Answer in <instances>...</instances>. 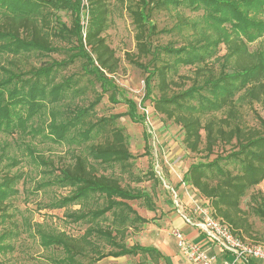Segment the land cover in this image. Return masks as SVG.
<instances>
[{
  "label": "trees",
  "instance_id": "trees-1",
  "mask_svg": "<svg viewBox=\"0 0 264 264\" xmlns=\"http://www.w3.org/2000/svg\"><path fill=\"white\" fill-rule=\"evenodd\" d=\"M86 2L84 6L82 0H0V224L11 218L9 200L18 194L16 186L23 178L11 173L18 165L8 155L13 145L23 148L40 169L38 190H66L48 208L63 210L68 223L85 226L76 237L43 223L29 226L50 261L96 264L106 257L139 255L157 264L163 258L153 246L125 243L129 229L147 222L128 202L140 200L152 210L150 196L123 186L113 174L130 171L133 158L127 136L114 126L117 116L94 115L108 94L112 104L125 103L131 121H145L132 100L119 98L111 77L119 59L103 34L110 27L114 2L126 11L134 30L136 52L125 59L146 74L141 102L150 100L156 114L180 128L190 153L208 158L221 149L212 160L191 164L182 181L204 200L214 218L248 243L244 236L253 230L249 216L264 224L262 192L250 194L246 210L240 207L241 199L264 181V119L256 115L257 125L249 127L242 110L264 103V47L254 51L248 47L264 36V0ZM171 10L178 13L176 22L159 30L152 17ZM182 10L197 15L186 18ZM58 11L70 14V26L60 20ZM174 32L181 38L179 44H154L157 35ZM54 41L63 43V50ZM56 53L64 58H51ZM76 64V73H63ZM182 67L190 73L178 74ZM1 136L15 140L7 142ZM37 136L40 142L65 147L69 162L55 166L53 160L35 154L25 139ZM11 235L0 234V252L9 248L4 241Z\"/></svg>",
  "mask_w": 264,
  "mask_h": 264
},
{
  "label": "rangeland",
  "instance_id": "rangeland-1",
  "mask_svg": "<svg viewBox=\"0 0 264 264\" xmlns=\"http://www.w3.org/2000/svg\"><path fill=\"white\" fill-rule=\"evenodd\" d=\"M111 10L110 27L103 34L107 44L114 50L115 56L119 59L118 70L111 77L119 89V98L125 97L132 100L136 104L137 114L144 113L145 121H131L125 115L127 111L125 103L119 101L117 104H112L108 100V94L103 95L100 103L94 109V115L96 118L117 116L114 120V126L121 128L127 136L129 152L133 158L130 160V171L120 174L118 170H115L113 174L119 178L123 186L146 192L150 196L152 210H148L140 200L128 202L137 214L146 219L147 222L144 224L137 223L135 228L129 229L125 243L127 246L137 244L159 247L161 242L163 243L165 240L169 242L174 240L171 234L173 218H176L173 227L179 228L183 223L174 207V196L170 189H173L177 195L184 213L196 218L198 215L195 213L194 206L196 204L205 206V202L194 189L182 181L183 174L193 163L212 160L221 149L220 147L216 148L214 155L208 158H205L203 153H190L183 145L180 128L164 119L163 116L156 114L150 100L141 102L145 94L143 80L146 74L130 65L125 59L127 53L134 54L136 52L133 26L128 14L120 5L111 3ZM177 14L174 10L156 12L152 20L159 30H168L176 22ZM180 14L186 18H193L197 15L188 10H182ZM56 15L63 23L70 26L71 17L68 12L58 11ZM180 41V36L175 32L172 34L161 33L154 38V44L169 42L179 44ZM54 44L63 50V43L54 41ZM260 46L264 47V36L248 45L250 51H254ZM51 58L61 60L64 56L63 53H56L52 54ZM78 69V64L72 65L63 73H76ZM178 72V74L183 75L190 73L188 69L183 67L179 68ZM155 85L156 83L153 82L152 98H156L158 93ZM95 90L99 92L97 85ZM88 96H91V93ZM85 104H88L87 101ZM242 115L247 126H256V115L264 119V103H253L251 108L244 107ZM149 132H152L153 135ZM1 138L7 142L15 140V136L4 139L1 136ZM25 140L32 145L36 151L35 154L53 160L55 166L69 162L65 147L54 145L49 141L40 142V136L34 140L27 137ZM25 154L23 148L13 145L8 149V155L18 161V165L11 169V173H21L23 178L16 186L18 194L9 200L11 218L4 224H0V234L3 232L12 233L11 237L4 241V244L8 245L9 248L0 252V264H54L49 259V252L39 246L37 238L31 236L28 227L43 223L48 228L63 231L76 237L83 233L85 226L68 223L63 218V210L48 208L50 201L55 196L65 194L66 190L56 187L38 190L40 169L36 168ZM106 173H110V170ZM134 177L142 178V182L132 181ZM257 191L264 194V181L241 199L240 207L242 209H247L250 194ZM77 208L74 207V209ZM249 221L253 230L250 235L244 236L245 239L248 243L264 245V224L254 216H249ZM177 250L181 254L178 248ZM128 258L122 259L117 264L152 263L147 257L130 256ZM96 264L108 263L106 259H103Z\"/></svg>",
  "mask_w": 264,
  "mask_h": 264
},
{
  "label": "built area",
  "instance_id": "built-area-1",
  "mask_svg": "<svg viewBox=\"0 0 264 264\" xmlns=\"http://www.w3.org/2000/svg\"><path fill=\"white\" fill-rule=\"evenodd\" d=\"M82 5H87L86 0H82ZM149 134L153 135L152 132H149ZM165 187L168 188L167 186ZM170 192L174 196L173 203L178 215L188 225L199 229L213 244L232 254L234 262L242 261L246 263L250 259L264 260V245L247 243L238 239L231 233L226 224L211 215L210 209L206 206L196 204L194 209L198 216L195 219L187 218L174 190L170 189ZM173 236L176 238L177 247L181 254L189 262L192 264H215V257L208 256L198 245L188 242L180 232H173Z\"/></svg>",
  "mask_w": 264,
  "mask_h": 264
},
{
  "label": "crops",
  "instance_id": "crops-1",
  "mask_svg": "<svg viewBox=\"0 0 264 264\" xmlns=\"http://www.w3.org/2000/svg\"><path fill=\"white\" fill-rule=\"evenodd\" d=\"M185 215L189 219H195L191 217V215L189 214L185 213ZM180 218L182 219L183 223L182 226H180L179 228L173 227V224H175L176 222L175 221L176 218H173L172 220V225H171L172 236H173V232L175 231L180 232L188 242L198 245L201 248V250H203L208 256L215 257L216 259L215 264H246L242 261L234 262V256L232 254L225 252L224 250L219 248V246L213 244L212 241L209 238H207L199 229H197L192 225H188L182 217ZM173 238L174 240H172L171 242L166 240L163 241V243L161 242L159 247L153 246L163 256V258H161L157 264H192L186 259L185 256H183L178 252L176 238L174 236ZM123 257H118V258L106 257L104 259H106L108 264H117L119 261H122V259H127L130 256H123ZM251 260H252L251 264H264V260H258V259H251ZM136 264H140V263H136Z\"/></svg>",
  "mask_w": 264,
  "mask_h": 264
}]
</instances>
